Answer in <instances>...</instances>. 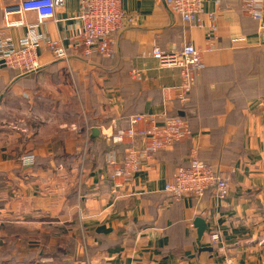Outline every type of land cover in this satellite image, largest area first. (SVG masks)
Returning <instances> with one entry per match:
<instances>
[{"label":"crops","instance_id":"crops-1","mask_svg":"<svg viewBox=\"0 0 264 264\" xmlns=\"http://www.w3.org/2000/svg\"><path fill=\"white\" fill-rule=\"evenodd\" d=\"M17 2L0 0L4 39L15 42L33 25L70 47L76 0L43 23L32 13L5 16ZM121 7L133 21L111 57L57 60L41 46L30 72L0 68V264H264L262 23L241 12V0H205V29L183 23L163 0ZM185 44L200 52L202 69L182 108L179 70L159 68L150 51ZM140 113L181 115L191 136L113 181L106 156L120 159L126 145L107 128ZM193 153L217 174L233 172L225 200L211 189L176 202L162 194ZM114 183L122 184L116 193ZM196 219L206 226L200 246ZM212 230L221 243L201 250Z\"/></svg>","mask_w":264,"mask_h":264},{"label":"built area","instance_id":"built-area-1","mask_svg":"<svg viewBox=\"0 0 264 264\" xmlns=\"http://www.w3.org/2000/svg\"><path fill=\"white\" fill-rule=\"evenodd\" d=\"M71 0H18L16 4L4 8L5 16L32 13L38 23L51 21L56 11ZM79 12L75 20L79 22L76 35L70 39V47H63L58 41L47 38L35 32L36 26H29L28 34L12 42L0 34V68L15 70L25 74L35 69L37 53L41 46L49 51L57 60L66 59L71 54L88 58L93 54L110 57L115 53L116 36L132 23L131 16L126 15L121 7V0H76ZM205 0H163L166 8L178 16L185 24L205 29L202 23L203 2ZM221 4L226 0H214ZM241 12L248 18L262 23L264 29V0H241ZM23 22H9L6 27L22 26ZM150 57L156 61L159 68H176L179 70V102L184 105L202 69L200 52L191 44H185L180 49L164 52L155 46L150 51ZM106 137L115 144H124L126 149L120 159L114 154L106 156V165L111 180L125 181L139 172L141 166L153 154L166 151L185 142L191 136V128L187 120L179 115L161 116L151 114H134L126 117L123 124H112L107 128ZM31 163L32 158L24 159ZM233 172L225 175L217 174L215 170L201 162L195 153L188 158L186 166H180L166 181L162 194L170 202L179 201L185 197L199 199L211 189L214 196L223 201L228 195V189ZM122 186L114 183L112 193ZM221 243L217 231H210L205 238L204 246L216 249Z\"/></svg>","mask_w":264,"mask_h":264},{"label":"water","instance_id":"water-1","mask_svg":"<svg viewBox=\"0 0 264 264\" xmlns=\"http://www.w3.org/2000/svg\"><path fill=\"white\" fill-rule=\"evenodd\" d=\"M92 133L95 135L98 132L94 129L92 131ZM195 225L197 227V237H198V242L197 243L200 246V241H201V238H202V236H203V234H204V232L206 230V226H205L204 222L202 220H200V219H196L195 220ZM201 250L211 251L210 248H202Z\"/></svg>","mask_w":264,"mask_h":264},{"label":"trees","instance_id":"trees-1","mask_svg":"<svg viewBox=\"0 0 264 264\" xmlns=\"http://www.w3.org/2000/svg\"><path fill=\"white\" fill-rule=\"evenodd\" d=\"M111 57V56H110ZM187 103H185L183 106H182V108L186 105ZM174 114H169V116H173ZM176 115H178V114H176ZM179 116H181V115H179ZM182 118H184L183 116H181ZM185 119V118H184ZM185 120H187V119H185ZM201 161V160H200ZM202 162V161H201ZM203 163H205V162H203ZM205 164H207V163H205ZM207 165H209V164H207ZM211 166V165H210ZM212 167V166H211ZM213 168V167H212ZM214 169V168H213ZM210 190V189H209ZM208 191V190H207Z\"/></svg>","mask_w":264,"mask_h":264}]
</instances>
